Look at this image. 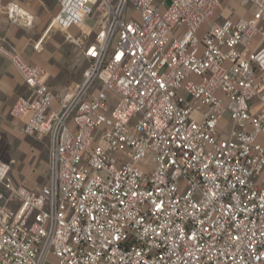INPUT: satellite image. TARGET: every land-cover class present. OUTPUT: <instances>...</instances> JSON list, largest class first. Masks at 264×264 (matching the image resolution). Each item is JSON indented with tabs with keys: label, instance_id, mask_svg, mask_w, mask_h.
I'll return each mask as SVG.
<instances>
[{
	"label": "built area",
	"instance_id": "2783aa9c",
	"mask_svg": "<svg viewBox=\"0 0 264 264\" xmlns=\"http://www.w3.org/2000/svg\"><path fill=\"white\" fill-rule=\"evenodd\" d=\"M56 2L89 64L55 109L8 53L48 158L39 191L0 160V264H264V0Z\"/></svg>",
	"mask_w": 264,
	"mask_h": 264
},
{
	"label": "crops",
	"instance_id": "0c3cea01",
	"mask_svg": "<svg viewBox=\"0 0 264 264\" xmlns=\"http://www.w3.org/2000/svg\"><path fill=\"white\" fill-rule=\"evenodd\" d=\"M12 5L19 12L30 15L31 23L8 17L7 7ZM234 5L237 6L236 3ZM57 11L56 0H0V160L11 164L12 182L15 179L19 183L16 185L33 188V191H39L46 184L48 138L25 134L22 122L10 114L16 99L26 95L28 88L8 53L17 55L28 65L44 69L45 81L54 94L52 106L57 109L72 85L82 80L83 71L89 64L80 48L66 40L64 31L48 28ZM239 13L249 15L241 9ZM92 25L87 22L81 29L92 31ZM69 32L77 36L80 28L73 26ZM38 41L40 50L34 48ZM41 147L45 148L43 160L40 158ZM42 161L45 164V183L39 189L36 164L40 166ZM29 173L37 175V184L24 180Z\"/></svg>",
	"mask_w": 264,
	"mask_h": 264
},
{
	"label": "rangeland",
	"instance_id": "374dc122",
	"mask_svg": "<svg viewBox=\"0 0 264 264\" xmlns=\"http://www.w3.org/2000/svg\"><path fill=\"white\" fill-rule=\"evenodd\" d=\"M88 23H91V21L88 20ZM95 28H96V26H95V24H93L92 25V33H93V31H94ZM41 151L42 152L40 154V158H41V160H43V158L45 156V154H44L45 153V148L41 147ZM36 168L38 170L37 174L39 175V182H40L39 184L41 185V186L39 185V189H40L44 185V183H45V164H44V161L40 162V166H38V164H36ZM24 180L26 182H31L30 184H33L34 185V184H37L38 177L35 174L29 173V174H26L24 176ZM13 182H14L15 185L16 184H19L17 181H15V179H13ZM31 189H33V188H31Z\"/></svg>",
	"mask_w": 264,
	"mask_h": 264
}]
</instances>
